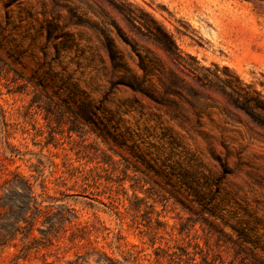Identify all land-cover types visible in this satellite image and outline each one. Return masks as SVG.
<instances>
[{
  "label": "rangeland",
  "instance_id": "1",
  "mask_svg": "<svg viewBox=\"0 0 264 264\" xmlns=\"http://www.w3.org/2000/svg\"><path fill=\"white\" fill-rule=\"evenodd\" d=\"M140 20L162 23L189 62L233 74L264 99V0H0V195L16 191L0 199L9 204L0 264H138L127 259L131 244L142 262L167 264L156 261L158 242L142 243L103 204L111 197L122 210L133 193L144 198L138 221L158 218L159 235L190 244L195 264H264V128L218 89L184 79L178 94L164 93L172 64ZM106 38L122 67H112ZM140 61L147 91L130 87ZM136 146L150 164L191 166L204 200L190 195L187 213L144 184ZM26 206L36 219L28 253L25 235L8 233ZM85 222L71 241L72 225Z\"/></svg>",
  "mask_w": 264,
  "mask_h": 264
},
{
  "label": "trees",
  "instance_id": "2",
  "mask_svg": "<svg viewBox=\"0 0 264 264\" xmlns=\"http://www.w3.org/2000/svg\"><path fill=\"white\" fill-rule=\"evenodd\" d=\"M139 23L152 35V38L156 42L157 46L165 53L166 57L172 64V69H170L168 72L166 82L162 83L164 93L178 94L179 90L177 89L183 87L184 79L190 80L198 87L203 89H218L224 94L226 102L229 106L243 112L254 124L264 128V99L257 90L244 89L238 78H236V76L233 74L227 72L220 73L218 68L211 70L210 68L199 66L196 61L189 62L185 58L184 53L177 46L173 34L162 23L157 22L156 24V22L151 23L147 22L146 20H140ZM17 28L20 29V25H17ZM24 31L25 30L22 32L24 33ZM27 37L28 35H20L17 45L20 49L24 47V40H26ZM31 40L33 42L27 43L26 45L28 49L29 47L31 48L37 45L35 44L34 38ZM106 49L112 61V67L114 69L122 67L119 62L115 61L116 55L112 49V43L107 38ZM24 51L25 49L23 52ZM137 66L141 70V75H137V73L131 74L130 87L135 91H147L149 90V85H151L148 83L145 84L148 80L147 77L150 74V69L148 65L142 61H140ZM72 85L75 84L72 83ZM195 94H197V92H195ZM5 116V110L0 108V119L4 124H6ZM116 143L119 142L116 141ZM136 148H138V151H134L133 153L135 154H133V156H136V158L140 159L145 169L142 170L138 166L133 165V170L141 173L144 184L158 186L163 197L165 196V193H167L169 197L174 198L187 213L191 212V208L187 203L190 195L198 196V201L204 200V192L202 195V193H200L201 190H197V187L199 186H197L198 183L195 177L196 172L191 166H185L178 163L177 167H175V165L171 164L170 158H161V156H155L154 158L150 156V160L153 162V164H150L143 156H141L143 153L140 152L139 147L136 146ZM218 182H220V180L215 178L213 185L217 184ZM23 187L27 192L29 202L33 195L32 186ZM215 191L218 190L216 189ZM13 193L15 194L16 191H11L10 193L0 195V199L10 198L11 194L13 195ZM116 198H118V196ZM143 199L144 198L138 197L136 193H133L132 199L126 198L128 203H121L120 206L122 207V210L119 209V206L114 204V200L111 197L107 202H102L104 205L111 207L119 219L122 217L129 218L128 224L134 227L142 235V238H147V240L142 241V243L146 242L151 246H153L156 242L159 243L158 246L154 248L159 251V253L155 252L156 261L162 259L164 263L167 264H195L194 258L191 257V252L188 250V246L190 244H187V246H181L176 243L170 245L169 241L171 238H166L162 235H159V228L163 227V223L158 218H155V220L152 221L151 216H149V222L147 223L138 221L142 203L136 204V202H139V200ZM6 205L9 206V204L4 202V200L0 201V208H5ZM144 205L150 206L151 204H146V202H144ZM28 210L29 207L26 206L20 211L22 216L15 217V223L17 224V227L14 228V230L8 232L10 233V237H13L14 239L17 238V234L20 233V231L25 235L27 242L21 246L20 249L21 252L24 253H28L34 248L33 242L36 240L34 236L33 239L31 237L32 228L36 219L33 217L31 221H28L25 218V214L28 213ZM21 220L25 225L22 226L19 224V221ZM142 225H144L146 228H142ZM87 226V222L84 224H73V229L70 233V240L74 241L78 238L82 239L77 232L82 231V229ZM103 227L106 228L105 225H103ZM0 235H2L1 231ZM5 235L6 234L2 235V237H5ZM162 240L164 241L165 246L161 244ZM196 245L198 246L197 243ZM126 252L128 254L127 259L131 262L147 264L141 260L142 246L131 244ZM103 254L109 258L105 253ZM204 261L205 264H207L206 260ZM219 264H224V262L220 261Z\"/></svg>",
  "mask_w": 264,
  "mask_h": 264
}]
</instances>
